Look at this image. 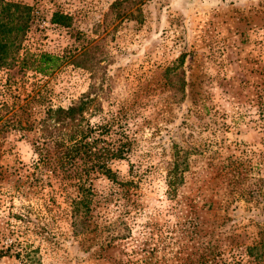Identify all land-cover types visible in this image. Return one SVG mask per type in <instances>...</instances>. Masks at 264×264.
Masks as SVG:
<instances>
[{"label":"rangeland","instance_id":"obj_1","mask_svg":"<svg viewBox=\"0 0 264 264\" xmlns=\"http://www.w3.org/2000/svg\"><path fill=\"white\" fill-rule=\"evenodd\" d=\"M6 1L34 12L22 54L63 62L1 70L0 122L89 95L99 146L128 152L74 229L80 194L38 163V129L4 130L0 264H264V0Z\"/></svg>","mask_w":264,"mask_h":264},{"label":"trees","instance_id":"obj_2","mask_svg":"<svg viewBox=\"0 0 264 264\" xmlns=\"http://www.w3.org/2000/svg\"><path fill=\"white\" fill-rule=\"evenodd\" d=\"M33 13L31 6L0 0V71L17 68L19 71L47 75L62 65L63 58L50 54H22V45L30 31ZM51 23L69 27L71 18L55 13ZM179 63L183 64V60ZM179 80L181 86L184 85V81L181 78ZM91 107L95 109V99L86 95L66 109L61 107L48 109L43 119L38 122L35 120L27 122L25 127L21 126L20 121L13 119L14 115L0 122V134L6 129L15 131L38 129L41 135V141L35 146V151L39 155L38 163L52 162L56 174L75 186L80 194V200L72 202L74 229L84 224L81 209L92 202L88 185L90 177L101 175L116 182V176L108 167V162L125 159L128 152L127 143L123 141L119 142V145L103 143V146H99L104 141L100 136L103 133L109 135L110 128L107 124L97 127L90 125L85 114ZM174 172H178L177 167L174 168Z\"/></svg>","mask_w":264,"mask_h":264}]
</instances>
